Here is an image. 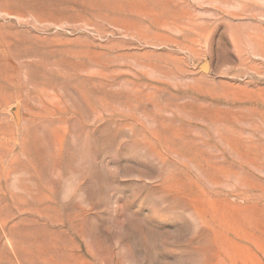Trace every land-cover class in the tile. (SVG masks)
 I'll return each mask as SVG.
<instances>
[{
	"label": "rangeland",
	"instance_id": "obj_1",
	"mask_svg": "<svg viewBox=\"0 0 264 264\" xmlns=\"http://www.w3.org/2000/svg\"><path fill=\"white\" fill-rule=\"evenodd\" d=\"M0 264H264V0H0Z\"/></svg>",
	"mask_w": 264,
	"mask_h": 264
},
{
	"label": "bare ground",
	"instance_id": "obj_2",
	"mask_svg": "<svg viewBox=\"0 0 264 264\" xmlns=\"http://www.w3.org/2000/svg\"><path fill=\"white\" fill-rule=\"evenodd\" d=\"M37 18L40 19V20H43V18H41V17H38V16H37Z\"/></svg>",
	"mask_w": 264,
	"mask_h": 264
}]
</instances>
